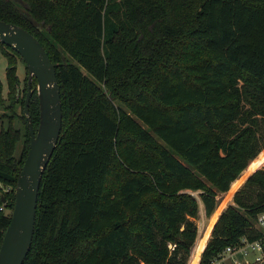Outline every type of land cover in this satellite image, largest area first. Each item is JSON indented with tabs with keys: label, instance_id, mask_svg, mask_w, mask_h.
Masks as SVG:
<instances>
[{
	"label": "trees",
	"instance_id": "16d2710c",
	"mask_svg": "<svg viewBox=\"0 0 264 264\" xmlns=\"http://www.w3.org/2000/svg\"><path fill=\"white\" fill-rule=\"evenodd\" d=\"M0 19L46 48L63 111L24 264H209L262 235L264 167L248 168L264 150V0H0ZM0 49L19 102L24 60ZM23 119L0 130V246L30 147ZM196 191L207 217L216 209L199 228Z\"/></svg>",
	"mask_w": 264,
	"mask_h": 264
},
{
	"label": "water",
	"instance_id": "95a60500",
	"mask_svg": "<svg viewBox=\"0 0 264 264\" xmlns=\"http://www.w3.org/2000/svg\"><path fill=\"white\" fill-rule=\"evenodd\" d=\"M0 42L15 50L28 69L24 112L30 147L18 176L11 220L0 246V264H24L33 241L41 181L60 141L63 126L61 91L55 64L35 35L18 24L0 19ZM34 80L37 81L40 106L37 131L30 113Z\"/></svg>",
	"mask_w": 264,
	"mask_h": 264
},
{
	"label": "rangeland",
	"instance_id": "374dc122",
	"mask_svg": "<svg viewBox=\"0 0 264 264\" xmlns=\"http://www.w3.org/2000/svg\"><path fill=\"white\" fill-rule=\"evenodd\" d=\"M191 53H194V51H192ZM204 54L202 53H194L193 58L190 59L193 62H199L201 60H203L204 58ZM8 65V59L5 56L4 53H2V51L0 52V85L3 87V92H2V97L3 100L0 101V130L4 127L6 128L7 126H9L10 124H12L15 128H20L23 129L25 128V120L23 119L24 116V104L22 102L23 98H25L26 95V82H27V78H28V71L27 68L25 66V63L18 58V62H17V72L19 77L21 78V88L22 91L20 92V101L19 102H15L13 101V99L9 98L8 95V88H7V79H6V67ZM24 148V138H22L21 140L18 141L17 143V149H16V153L19 154L21 152V150ZM264 167V150L262 152H260L259 156L257 157V159L251 163L250 167L248 168L250 170V174L249 176L258 168H262ZM246 170V169H245ZM243 173V172H242ZM241 173V174H242ZM240 174V175H241ZM248 176V177H249ZM240 177V176H239ZM247 177V178H248ZM246 181V180H245ZM244 184V183H243ZM243 184L240 186V188L243 186ZM238 188L232 195L231 199L227 201L225 207L223 208V211L230 205H236L235 201H234V196L236 194V192L240 189ZM194 195L196 196V198L199 200V204H200V214H199V218L196 220L197 224H198V228L200 225V219L201 218H205V208L203 206V203L201 202L200 196H199V192L196 191L194 192ZM227 196V192L225 193H219L217 196L218 199V204ZM231 196V195H230ZM228 196V197H230ZM217 204V205H218ZM217 207V206H216ZM213 214V213H212ZM212 216V215H211ZM210 216V217H211ZM207 217V216H206ZM209 218V217H208ZM215 226V225H214ZM214 228V227H213ZM213 231V230H212ZM210 239V238H209Z\"/></svg>",
	"mask_w": 264,
	"mask_h": 264
},
{
	"label": "built area",
	"instance_id": "2783aa9c",
	"mask_svg": "<svg viewBox=\"0 0 264 264\" xmlns=\"http://www.w3.org/2000/svg\"><path fill=\"white\" fill-rule=\"evenodd\" d=\"M0 210H3V207H0ZM256 227L262 230L260 237L252 240L243 236L238 242L228 245L214 256L209 264H264V211L258 215Z\"/></svg>",
	"mask_w": 264,
	"mask_h": 264
},
{
	"label": "crops",
	"instance_id": "0c3cea01",
	"mask_svg": "<svg viewBox=\"0 0 264 264\" xmlns=\"http://www.w3.org/2000/svg\"><path fill=\"white\" fill-rule=\"evenodd\" d=\"M0 52H1V49H0ZM215 211H216V209H215ZM215 211L213 212V214H212L211 217L208 218V217L205 216L204 219H205L206 221H210V220L213 218ZM222 212H223V210H222ZM222 212H221V213H222ZM221 213H220V214H221ZM219 216H220V215H219ZM218 218H219V217H217L216 222H217ZM211 234H212V233H211ZM210 237H211V236H210ZM208 240H209V239H208ZM206 244H207V243H206ZM205 247H206V245H205ZM205 247H204V249H205ZM203 251H204V250H203ZM202 253H203V252H202ZM202 253H201V257H202ZM199 261H200V260H199Z\"/></svg>",
	"mask_w": 264,
	"mask_h": 264
},
{
	"label": "bare ground",
	"instance_id": "6f19581e",
	"mask_svg": "<svg viewBox=\"0 0 264 264\" xmlns=\"http://www.w3.org/2000/svg\"><path fill=\"white\" fill-rule=\"evenodd\" d=\"M196 264H198V263H196Z\"/></svg>",
	"mask_w": 264,
	"mask_h": 264
}]
</instances>
